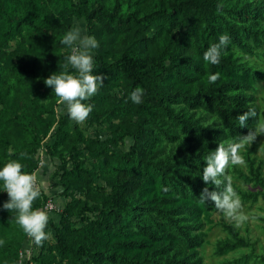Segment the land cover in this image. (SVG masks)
<instances>
[{
    "label": "trees",
    "instance_id": "trees-1",
    "mask_svg": "<svg viewBox=\"0 0 264 264\" xmlns=\"http://www.w3.org/2000/svg\"><path fill=\"white\" fill-rule=\"evenodd\" d=\"M75 18L100 45L93 74L106 79L84 103L94 106L86 122L103 125L105 138L85 134L44 83L69 54L60 41ZM261 19L264 0H0V169L19 160L36 173L46 149L60 160L54 185L64 198L57 221L48 212L52 239L26 264H202L203 236L194 229L202 227V210L216 208L199 196L205 187L219 191L202 180L205 158L254 129V118L244 127L237 119L249 108L264 118L248 92L258 90L264 70L236 52L264 49ZM225 33L220 63H205L203 53ZM216 72L220 79L210 84ZM137 87L144 89L140 104L129 99ZM127 137L132 143L123 150ZM262 165L250 159L248 174L235 170L264 185ZM3 190L0 181V264H23L28 236L3 209ZM235 190L243 199L264 197ZM49 198L42 188L33 209L45 211ZM224 226L217 254L254 248L234 225Z\"/></svg>",
    "mask_w": 264,
    "mask_h": 264
},
{
    "label": "clouds",
    "instance_id": "clouds-1",
    "mask_svg": "<svg viewBox=\"0 0 264 264\" xmlns=\"http://www.w3.org/2000/svg\"><path fill=\"white\" fill-rule=\"evenodd\" d=\"M222 5H217L220 12ZM230 42L227 33L221 34L218 43L211 44L203 53V60L207 64L218 65L222 51ZM67 46L69 54L63 57L64 63L60 71L51 74L44 83L53 89L58 98L57 103L62 105L70 119L77 124H84L93 111V105L84 103L96 95L104 86L106 77L103 74H93L95 69L94 50L99 48V42L94 36L85 34L84 30L76 25L66 31L60 41ZM220 73L210 74L208 82L215 84L220 79ZM144 89L137 87L129 95L134 104L143 102ZM256 120L253 130L246 135L229 140L226 144L220 142L215 151L205 158L206 167L203 168L202 180L205 185L212 184L219 191H209L203 188L199 202L206 204L212 201L218 212L223 213L226 220L233 222L235 227H242L250 220L256 219L244 211L241 196L233 187V179L227 174L230 165L246 166L241 150L249 147L260 135H264V118H258L254 108H249L244 114L237 117L241 127L246 126L249 118ZM20 153V159L26 157ZM44 161H41V166ZM24 165L19 160H10L0 169V181H3V191L7 192L8 201L3 203V209L15 213L14 219L26 235L37 247H42L45 241L51 240L53 233L46 231L49 224L48 212L33 209V202L42 194V186L38 184L35 172L26 173ZM223 187L221 188V186ZM4 241L0 240V245Z\"/></svg>",
    "mask_w": 264,
    "mask_h": 264
},
{
    "label": "rangeland",
    "instance_id": "rangeland-1",
    "mask_svg": "<svg viewBox=\"0 0 264 264\" xmlns=\"http://www.w3.org/2000/svg\"><path fill=\"white\" fill-rule=\"evenodd\" d=\"M247 1V0H242ZM254 3H259V0H249ZM99 3L96 1L94 6L97 7ZM79 25L85 32L89 35V30L86 26V21L83 18H75L73 27ZM260 28H264V19H261ZM244 61L249 62L254 68L258 70H264V49H258L254 52L250 51H236ZM94 58V57H93ZM248 92L255 95V102L258 103L262 110H264V79L258 86V90H248ZM62 110L66 109L61 105ZM260 118H263L262 114ZM79 126L82 128L85 134L94 135L99 131L103 138H105L108 133L103 125H95L85 122ZM132 143V138L127 137L126 141L121 145L123 150L128 149L129 145ZM241 155L246 161V166H236L230 165L227 169V174L231 175L233 179L234 189L238 188L242 191H264V185L254 180H245L244 176H241L236 170H240L243 173H249V160L253 159L255 165L262 162V176L264 177V135H260L257 139L245 149L241 150ZM42 161L44 165L40 166L36 174L38 176V182L42 188L48 192L54 199L57 208L50 212L53 218L57 221L59 219V211L62 209L64 204V198L59 194L62 189L61 186L54 185L57 182L56 170L57 165L60 164L58 158H54L48 155L47 150L43 149L41 151ZM235 168H237L235 170ZM241 196L238 190H236ZM242 199L244 205V211L249 214V216H254L256 219L250 220L245 223L242 227L237 228L242 236L247 237L254 243V248L251 246H242L231 250L225 254L219 255L216 253L217 243L228 236V231L225 228V224L234 225L225 219L223 213L216 210H202L198 214V219L200 220L202 227H195L194 232L202 233L203 244L197 249L199 250L198 256L202 258V264H223L227 260H235L245 255H250L251 259L246 264H264V197L260 196L258 200H248ZM235 226V225H234ZM24 253L22 263L26 264L29 256H32L37 251V247L33 244L32 240L28 237L24 245ZM35 264V261H32ZM31 264V262H30Z\"/></svg>",
    "mask_w": 264,
    "mask_h": 264
},
{
    "label": "built area",
    "instance_id": "built-area-1",
    "mask_svg": "<svg viewBox=\"0 0 264 264\" xmlns=\"http://www.w3.org/2000/svg\"><path fill=\"white\" fill-rule=\"evenodd\" d=\"M41 161L42 160L39 161L40 166H41ZM38 184H39V182H38ZM56 208H57V205H56L54 199L53 198H49L47 200L46 204H45V211L52 212ZM23 253H24V250H22L21 254H23Z\"/></svg>",
    "mask_w": 264,
    "mask_h": 264
}]
</instances>
